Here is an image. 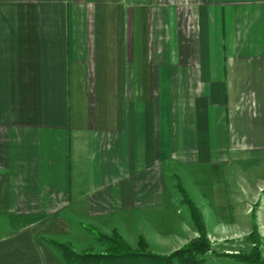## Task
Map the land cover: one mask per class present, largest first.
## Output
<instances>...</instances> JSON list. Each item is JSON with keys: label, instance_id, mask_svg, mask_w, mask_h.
I'll return each instance as SVG.
<instances>
[{"label": "crops", "instance_id": "1", "mask_svg": "<svg viewBox=\"0 0 264 264\" xmlns=\"http://www.w3.org/2000/svg\"><path fill=\"white\" fill-rule=\"evenodd\" d=\"M231 159L264 169V0H0V264H65L63 211L138 204L158 162L212 166L216 228L257 218Z\"/></svg>", "mask_w": 264, "mask_h": 264}, {"label": "rangeland", "instance_id": "2", "mask_svg": "<svg viewBox=\"0 0 264 264\" xmlns=\"http://www.w3.org/2000/svg\"><path fill=\"white\" fill-rule=\"evenodd\" d=\"M192 96L187 95L189 98ZM159 164L150 168V179L137 182L138 204L122 205L119 209L100 215L91 212L87 204L74 205L68 212L63 211L70 226L69 233H61L57 237L42 236L49 243H65L74 264L83 261L82 256L89 253L127 252L128 249L124 248L123 251L107 242L105 236L115 237L116 234H119L117 236L121 241L132 246L135 252H145L152 257H168L178 248L205 237L210 250L198 256L204 264H255L251 263V257L255 255L252 253L255 244L253 240H257L258 250L263 257L259 258V262H264V194L260 215L257 217L260 224L256 223L257 218L253 215H244L243 203H240L232 206L240 224L236 227L221 225V228H216L215 225L229 215H222L214 205L213 185L220 177L214 176L212 166H188L174 162L166 167L164 176ZM226 164H232L229 182L235 194H238V187L245 186L247 180L263 181L262 163L240 162L238 170L241 176L246 177L237 175L236 159ZM252 172L258 176H252ZM247 173L251 175L249 179ZM153 195V203H142L146 198L152 199ZM4 222L0 218V235L11 230L10 222ZM142 240L146 241V247H140ZM144 259L150 263V257Z\"/></svg>", "mask_w": 264, "mask_h": 264}, {"label": "trees", "instance_id": "3", "mask_svg": "<svg viewBox=\"0 0 264 264\" xmlns=\"http://www.w3.org/2000/svg\"><path fill=\"white\" fill-rule=\"evenodd\" d=\"M194 210V208H193ZM119 234H116L114 237L105 236V238L108 240L107 242L109 244H114L113 246L122 248L123 251L125 249H128L127 252L120 254H113V253H89L86 254L83 257V261H78L79 264H204L203 259L198 257L200 255H205L209 252L210 247L209 243L204 239L199 241H192L183 247L178 248L176 251H174L172 254H170L168 257H160L157 255V257H152L148 253L145 252H135L132 248V246L126 244L123 240L118 237ZM205 236V235H204ZM253 240V239H252ZM254 247L252 250V253L255 254L254 257H251V263L255 264H264V262H259V258H263L260 254V251L257 247V240H253ZM60 246V249H62L63 257L65 264H74L72 262V259L70 258V254L68 252V246L65 243H57ZM147 243L145 240H142L140 242V247H146ZM125 248V249H124ZM150 257V263L146 261L147 258ZM248 257H247V259ZM75 261V259H74ZM256 261V262H255ZM77 262V261H76ZM77 262V264H78Z\"/></svg>", "mask_w": 264, "mask_h": 264}]
</instances>
